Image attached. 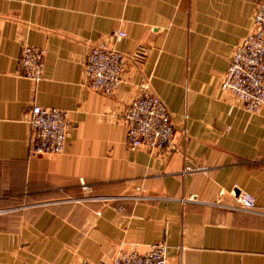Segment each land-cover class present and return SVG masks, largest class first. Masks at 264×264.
<instances>
[{
	"label": "crops",
	"instance_id": "0c3cea01",
	"mask_svg": "<svg viewBox=\"0 0 264 264\" xmlns=\"http://www.w3.org/2000/svg\"><path fill=\"white\" fill-rule=\"evenodd\" d=\"M258 1L0 0V264L110 262L162 240L169 264H264V113L220 89ZM115 31L116 49L145 55L107 95L84 69ZM25 44L47 50L37 80ZM147 84L172 113L173 149L129 147L124 112ZM35 105L70 112L63 152L35 153ZM240 190L261 213L236 208Z\"/></svg>",
	"mask_w": 264,
	"mask_h": 264
},
{
	"label": "built area",
	"instance_id": "2783aa9c",
	"mask_svg": "<svg viewBox=\"0 0 264 264\" xmlns=\"http://www.w3.org/2000/svg\"><path fill=\"white\" fill-rule=\"evenodd\" d=\"M124 31H115L107 40L91 45L85 62V76L92 90L113 95L123 81L128 60L139 62L144 49L138 48L126 55L116 49L115 42L126 37ZM114 42V43H113ZM47 50L25 44L21 67L25 76L41 78ZM220 89L230 95L245 111L264 113V0H259L252 18L251 28L236 44L226 71L220 80ZM127 141L133 150L146 147L151 151L175 148V122L166 103L147 84L141 95L132 99L124 112ZM30 143L39 155L59 154L66 148L72 129L70 112L56 107L35 105L27 116ZM189 164L185 171L197 170ZM85 189L89 187L83 183ZM236 208L261 213L257 200L251 193L240 190ZM4 210H0L2 214ZM168 244L165 240L153 243L146 253L138 250L118 252L110 262L92 263L78 260L76 264H169Z\"/></svg>",
	"mask_w": 264,
	"mask_h": 264
}]
</instances>
